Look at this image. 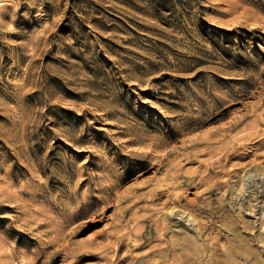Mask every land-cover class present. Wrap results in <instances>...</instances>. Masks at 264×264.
I'll return each mask as SVG.
<instances>
[{
    "label": "rangeland",
    "instance_id": "374dc122",
    "mask_svg": "<svg viewBox=\"0 0 264 264\" xmlns=\"http://www.w3.org/2000/svg\"><path fill=\"white\" fill-rule=\"evenodd\" d=\"M263 172L264 0H0V264H264Z\"/></svg>",
    "mask_w": 264,
    "mask_h": 264
},
{
    "label": "bare ground",
    "instance_id": "6f19581e",
    "mask_svg": "<svg viewBox=\"0 0 264 264\" xmlns=\"http://www.w3.org/2000/svg\"><path fill=\"white\" fill-rule=\"evenodd\" d=\"M132 142H141V139L138 137V138L134 139ZM132 151L134 153H137V154H140V155H143V156H147V155H150V154L153 153L152 145H150V146L147 145V147L143 146V147H140V148H135ZM263 174H264V172H263ZM255 175H258V172H256ZM249 177H252V174L251 175L249 174L248 178ZM91 178H93V177H89V178L84 179V182H89L90 184L94 183L95 184L94 189L99 191V192H102L103 194L99 195V194H90L89 193L87 195H84V201H82L81 203L77 202L75 207L65 208V211L68 212L67 213L68 215H67V217H65L63 219V221L56 222V226L53 227V231L56 233V235L51 240L46 242L47 247L50 248V247L57 246V247H63V250H67L68 249L69 245L71 244L72 239L82 230V225L83 224L82 225L73 226L74 222L81 216L82 217H88L89 216L90 211L86 210V206L89 205V203L87 202L88 200H92L93 202L97 201V202H99V203L104 205L103 208H100V209L97 210V212H98L99 210H102V209L106 208L107 206L111 205L112 202H114L115 199L117 198L116 190L112 191L114 188L117 187L116 183H112V182H108V183L107 182H99V183H96ZM70 194H71L70 195V197H71L72 195L76 194V191H73ZM160 195L164 196V195H166V192H161ZM179 202L180 201H175V203H179ZM178 208H179V206L172 207L169 210V212L166 214V216L169 218V217H171L172 214L173 215L176 214L177 215L176 217L178 218V220H184L185 219L184 218L185 217L184 213H186V212H179L178 213V211H176V209L178 210ZM82 209H85L84 212H82ZM95 214L96 213H94V216H95ZM188 217L189 218L186 221H193V223H196V222L198 223V221L195 219V217L192 214H189ZM49 224L53 225V219H51V222L45 223L43 225L48 226ZM61 241H65V242L67 241V242L64 243V244H61ZM73 251H74L73 255H76L77 253H80V252L90 251V249H88L86 247L78 246ZM91 251H94V250H91ZM69 254H70V252H69ZM23 263L27 264L25 261H23Z\"/></svg>",
    "mask_w": 264,
    "mask_h": 264
}]
</instances>
